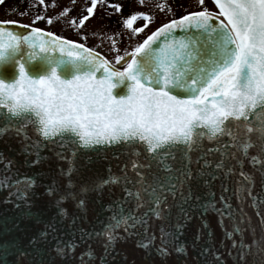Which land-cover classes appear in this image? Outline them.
I'll list each match as a JSON object with an SVG mask.
<instances>
[{
  "label": "water",
  "instance_id": "1",
  "mask_svg": "<svg viewBox=\"0 0 264 264\" xmlns=\"http://www.w3.org/2000/svg\"><path fill=\"white\" fill-rule=\"evenodd\" d=\"M113 66L0 22V264H264V0H210Z\"/></svg>",
  "mask_w": 264,
  "mask_h": 264
},
{
  "label": "flooded vegetation",
  "instance_id": "2",
  "mask_svg": "<svg viewBox=\"0 0 264 264\" xmlns=\"http://www.w3.org/2000/svg\"><path fill=\"white\" fill-rule=\"evenodd\" d=\"M178 1L72 0L73 7L71 11H67L68 15H66L69 18L68 20L71 19L75 23H78L77 26L93 24L95 22L94 19L98 20V24L96 30H90L88 33L85 32L83 34V37L89 39L90 43L77 42L76 40L71 41L83 46L85 43L89 48H91L90 45L99 48L102 39L100 38L98 43L91 42V34L100 32L103 34L102 38H104L105 44V46L101 47L109 48L111 56L108 55L107 58L102 54H98L105 58L106 61H129L138 47L150 34L160 27L188 15L182 14L175 17ZM158 21H162L163 23L154 26ZM91 31H94V33H91ZM95 47L91 49H95Z\"/></svg>",
  "mask_w": 264,
  "mask_h": 264
},
{
  "label": "rangeland",
  "instance_id": "3",
  "mask_svg": "<svg viewBox=\"0 0 264 264\" xmlns=\"http://www.w3.org/2000/svg\"><path fill=\"white\" fill-rule=\"evenodd\" d=\"M177 3L178 9L175 17L194 12H207L218 16L217 11L206 0H179ZM72 7V0H0V22H13L47 31L66 40L90 43V40L83 37V34L88 33L90 30H96L98 20L94 19L93 24L82 25L83 27L77 26L78 23L71 19L68 20L69 18L66 17L68 15L67 11H71ZM162 23V21H158L154 26ZM91 33H94V31H91ZM91 35V42L98 43L99 39H102L99 48L90 45L91 48L95 47V49H91L85 43L84 46L107 58L108 55L111 56L109 48L101 47L105 46L104 38H102L103 34L99 32ZM109 62L116 66L122 63L121 61Z\"/></svg>",
  "mask_w": 264,
  "mask_h": 264
}]
</instances>
